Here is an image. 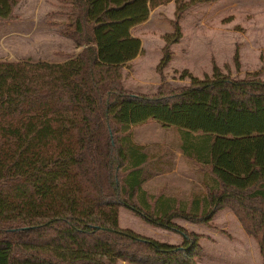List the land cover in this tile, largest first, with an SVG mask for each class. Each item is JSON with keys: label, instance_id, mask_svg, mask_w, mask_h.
<instances>
[{"label": "trees", "instance_id": "16d2710c", "mask_svg": "<svg viewBox=\"0 0 264 264\" xmlns=\"http://www.w3.org/2000/svg\"><path fill=\"white\" fill-rule=\"evenodd\" d=\"M20 0H0V22ZM60 32L82 47L63 61L0 59V264H198L205 234L176 219L210 225L232 210L257 242L264 264V78L224 72L172 85L165 67L183 37L174 0L173 31L156 70L157 91L128 88L124 66L143 52L132 28L171 0H62ZM241 69L239 43L234 56ZM264 68V65L262 66ZM180 130L181 147L210 176L188 200L144 188L150 157L133 128L151 120ZM126 207L144 222L181 235L180 243L120 225Z\"/></svg>", "mask_w": 264, "mask_h": 264}, {"label": "rangeland", "instance_id": "374dc122", "mask_svg": "<svg viewBox=\"0 0 264 264\" xmlns=\"http://www.w3.org/2000/svg\"><path fill=\"white\" fill-rule=\"evenodd\" d=\"M66 10L67 5L62 0H20L15 10L17 17L0 22V59L63 61L76 55L82 47L60 32L67 18ZM174 17L175 1L171 0L153 8L145 22L132 28L142 40L143 52L131 61V68L124 66V83L128 88L146 93L158 90L161 76L156 67L163 54L164 35L173 31ZM181 25L183 37L172 45L173 57L164 70L172 85L190 82L189 77L182 75L185 69L200 77L211 74L213 58L224 72L230 69L234 76L243 77L247 71L260 70L259 76L264 78V0L199 2L187 9ZM237 43L241 60L239 72L233 60ZM147 124L144 131L138 127L137 139L174 141L179 137L175 138L176 132L179 134L176 126H171L176 129L164 128L155 119ZM210 179H194L191 185L180 180L176 187L172 183L171 189L149 186L148 191L163 190L188 200L193 194L205 195ZM225 213L210 225L177 218L189 229L205 234L201 239L205 255L198 264H262L257 242L253 237L249 241L231 213ZM120 223L161 240L182 241L178 233L150 225L126 207H121ZM119 264L133 263L120 260Z\"/></svg>", "mask_w": 264, "mask_h": 264}, {"label": "crops", "instance_id": "0c3cea01", "mask_svg": "<svg viewBox=\"0 0 264 264\" xmlns=\"http://www.w3.org/2000/svg\"><path fill=\"white\" fill-rule=\"evenodd\" d=\"M135 58L133 60H135ZM147 125L148 124L146 123L144 125L136 126L133 128V138L135 142L142 145L144 149L148 152L150 157L149 162L146 164L144 168V176L146 178L145 182L143 183L144 188L149 190L148 189L149 186L152 187L156 186L159 189L166 188V190H168L171 189L172 183H175V187H176L180 183V180H184L186 184L191 185L190 181L194 179L197 180L202 177L204 178V180L210 179L208 172L202 169L197 162H195L192 158H190L184 153L181 147L182 139L180 136V130H179V134L178 132H176L175 138L176 136L178 137V135L179 137L174 141L160 140V138L137 139L136 130L138 129V127L140 128V131H144L145 130L144 127H147ZM163 127L176 129V127H171V126L168 127L163 126ZM163 147L165 148L162 149ZM165 180H169V181H165ZM225 212L231 213V218L235 219V221L238 223L239 227L241 228L243 235L244 236L246 235L245 237H247L249 241L253 239L251 236L247 234L236 214L229 208H224L218 211V213L214 216L213 220L216 219L219 215L220 218H222L223 215L226 214ZM253 241L255 240L253 239Z\"/></svg>", "mask_w": 264, "mask_h": 264}]
</instances>
